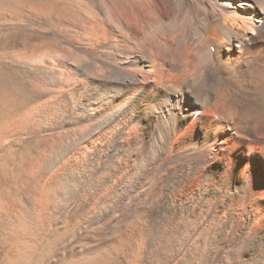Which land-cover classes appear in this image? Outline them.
Here are the masks:
<instances>
[{
  "label": "bare ground",
  "instance_id": "6f19581e",
  "mask_svg": "<svg viewBox=\"0 0 264 264\" xmlns=\"http://www.w3.org/2000/svg\"><path fill=\"white\" fill-rule=\"evenodd\" d=\"M69 3L0 0L56 43L0 98V153L49 140L0 199V264H264V0Z\"/></svg>",
  "mask_w": 264,
  "mask_h": 264
},
{
  "label": "rangeland",
  "instance_id": "374dc122",
  "mask_svg": "<svg viewBox=\"0 0 264 264\" xmlns=\"http://www.w3.org/2000/svg\"><path fill=\"white\" fill-rule=\"evenodd\" d=\"M14 2L19 9L46 11L57 19L71 18L74 14L69 0H14ZM41 43L48 45V50L56 46L54 37L50 35L46 24L27 18H12L6 13H0V98L13 99L17 96L18 90H33L42 87L47 82L46 76L35 67L29 56V49ZM10 137L9 149L0 153V199L2 200L12 195L13 192L16 193V182L23 171L21 167L24 169L32 159L31 157L36 155L49 141L41 138L32 139L26 135L17 136V134L10 135ZM241 155L245 160L250 156L246 149H242ZM3 232L5 229L1 228L0 254L5 253L7 244ZM110 233L109 229L103 227L88 229L79 238L78 245L82 246L86 242L105 239Z\"/></svg>",
  "mask_w": 264,
  "mask_h": 264
}]
</instances>
